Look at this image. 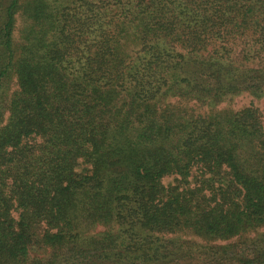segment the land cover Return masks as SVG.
<instances>
[{
  "label": "trees",
  "instance_id": "16d2710c",
  "mask_svg": "<svg viewBox=\"0 0 264 264\" xmlns=\"http://www.w3.org/2000/svg\"><path fill=\"white\" fill-rule=\"evenodd\" d=\"M243 92L264 0H0V264H264Z\"/></svg>",
  "mask_w": 264,
  "mask_h": 264
},
{
  "label": "rangeland",
  "instance_id": "374dc122",
  "mask_svg": "<svg viewBox=\"0 0 264 264\" xmlns=\"http://www.w3.org/2000/svg\"><path fill=\"white\" fill-rule=\"evenodd\" d=\"M176 100H177L176 97L167 98V101H169V102L170 101L175 102ZM189 106L196 108L197 111L202 112V113H204L205 111H207L208 109L211 108V106H208L205 104L199 106L198 103H195V102H189ZM248 106H253V107L257 108L261 112L263 119H264V95L259 96V95L254 94V93L252 94L250 92H243L237 96H234L232 98H229V99L223 101L222 103L217 105L216 108H218V109L229 108V109L239 110V109H242V108L248 107ZM173 177L174 176H169V177L165 178L164 183L168 184V183L172 182ZM97 230H102V227H98Z\"/></svg>",
  "mask_w": 264,
  "mask_h": 264
}]
</instances>
